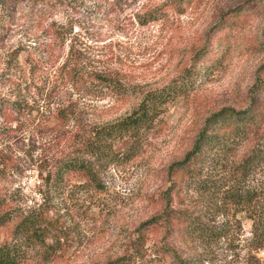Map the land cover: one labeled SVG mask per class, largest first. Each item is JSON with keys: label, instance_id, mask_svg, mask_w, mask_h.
Here are the masks:
<instances>
[{"label": "rangeland", "instance_id": "1", "mask_svg": "<svg viewBox=\"0 0 264 264\" xmlns=\"http://www.w3.org/2000/svg\"><path fill=\"white\" fill-rule=\"evenodd\" d=\"M56 23L65 27L63 47L48 44L56 31L49 25ZM67 45L86 67L107 68L135 90L124 99H81L87 127L124 116L146 90L182 76L192 85L165 105L133 159L103 172L102 191L75 182L54 194L41 184V168L73 141L57 126L50 139L52 126L42 116L20 118V131L0 138V203L21 213L49 207L59 228L47 240L49 256L30 250L21 264L129 262L141 232V264H264V252L248 240L252 214L223 197L236 187L256 188L255 209L264 215V115L229 148L195 163L196 180L177 191L171 171L193 153L208 119L264 107V0H0V97L12 96L7 77L26 70L24 58L36 48L44 59L29 95L41 98L55 85L51 66ZM14 58L19 68L8 69ZM260 153L248 167L246 159ZM199 181L223 188L208 194L189 185ZM183 214L229 233L207 241L188 236L180 225L170 229L167 216ZM11 230V224L0 227V245L11 240Z\"/></svg>", "mask_w": 264, "mask_h": 264}, {"label": "trees", "instance_id": "2", "mask_svg": "<svg viewBox=\"0 0 264 264\" xmlns=\"http://www.w3.org/2000/svg\"><path fill=\"white\" fill-rule=\"evenodd\" d=\"M4 1L11 4L20 0ZM56 1L64 2V0ZM149 15L147 14L148 17ZM151 20L154 18H150L149 21ZM230 20L231 18H228L224 22ZM52 28L56 31L52 32ZM64 28V24L61 23H56V26L49 25L51 30L48 34L49 45L57 43L64 46L68 41ZM67 47V53L57 55L54 65L51 66L55 85L38 99L30 96L29 92L34 89L35 68L44 59L41 57L42 53L37 52L36 48H33L32 52H27L24 58L26 70L19 68L17 58L12 60L13 66L9 64L8 69L19 68V75L14 73L7 77L6 81L13 88L12 96L0 97V138H11L16 135L20 131V118L42 116V119L47 120L52 126L49 125L50 139H56L57 126L65 130L62 132L63 137L65 133H70L73 141L61 148L60 154L52 157L41 168L39 172L41 184L48 187L54 194L56 190L64 189L65 184L75 182L89 184L93 191L98 192L104 189L103 172L133 159L141 149L144 140L153 131L165 105L187 93L192 83L189 77L182 76L163 88L146 90L140 94L138 102L124 116L112 122L87 127V124L83 123L81 99L88 98L92 101H100L106 97L124 99L133 95L135 90L130 84L123 82L117 73L107 68L86 67L77 54H74L73 47L71 45ZM188 76L191 77V74ZM261 115H264V107L258 105L233 115H226L222 111L208 119L195 142L193 153L188 154L185 161L171 166L172 174L178 178L177 184H174L177 189L174 190L177 191L186 185L181 184L186 180H196L193 165L202 163L214 152L229 148V143L245 136L249 128L259 121ZM124 140L127 143L122 148L115 146L116 143ZM261 155L262 153L253 154L250 159H246L247 166L249 167ZM203 182L206 183L199 181L198 184L189 185L208 194L216 193L223 188L217 187L216 184H203ZM258 196L256 188L236 187L233 191H225L223 197L226 198V202L246 209L252 214L249 216L251 229L248 240L253 249L264 252V215L257 214L255 209ZM42 206L21 213L5 202L0 203V227L12 225L11 240L0 245V264H21L30 250L43 252L45 256L50 255L51 245L47 240L56 235L59 228L52 209L49 207L40 209ZM166 220L170 229H176L180 225L188 236H196L207 241H218L229 233L225 226L210 227L199 223V220L190 215L171 217L169 215ZM144 235L145 233L141 232L140 242L134 245L133 260L123 263L115 261L110 264H139L143 258ZM176 261L177 263L174 261L175 264H189L188 260L177 259Z\"/></svg>", "mask_w": 264, "mask_h": 264}]
</instances>
